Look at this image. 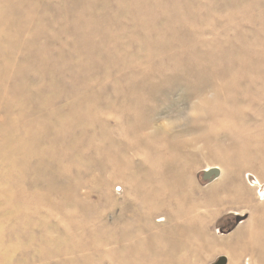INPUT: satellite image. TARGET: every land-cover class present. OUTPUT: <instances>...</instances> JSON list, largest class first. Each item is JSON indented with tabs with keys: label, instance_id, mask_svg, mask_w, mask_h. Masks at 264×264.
<instances>
[{
	"label": "rangeland",
	"instance_id": "rangeland-1",
	"mask_svg": "<svg viewBox=\"0 0 264 264\" xmlns=\"http://www.w3.org/2000/svg\"><path fill=\"white\" fill-rule=\"evenodd\" d=\"M263 196L264 0H0V264H264Z\"/></svg>",
	"mask_w": 264,
	"mask_h": 264
},
{
	"label": "bare ground",
	"instance_id": "bare-ground-1",
	"mask_svg": "<svg viewBox=\"0 0 264 264\" xmlns=\"http://www.w3.org/2000/svg\"><path fill=\"white\" fill-rule=\"evenodd\" d=\"M152 123H153V122H152ZM152 123H151V124H152ZM139 126H140V125H139ZM150 126H151V125H150ZM145 128H146V127H145ZM148 129H149V126H148ZM153 129H154V128H153ZM155 129H159V128H155ZM140 130H141V129H140ZM159 130H160V129H159ZM164 130H165V129H164ZM148 131H149V130H148ZM156 131H157V130H156ZM157 132H159V131H157ZM161 132H162V129H161ZM163 133H164V132H163ZM155 134H156V132H155ZM167 134H168V133H167ZM163 135H164V134H163ZM168 135H169V134H168ZM161 136H162V135H161ZM159 138L162 140V138H161L160 136H159ZM159 138H158V139H159ZM163 138H164V137H163ZM166 138H167V137H166ZM194 138H195V137H194ZM152 139H153V138H152ZM154 139H155V138H154ZM164 139H165V138H164ZM146 140H147V139H146ZM165 140H166V139H165ZM189 140H190V139H189ZM198 140H199V139H198ZM147 142H148V141H147ZM157 142H158V141H157ZM159 142H160V141H159ZM159 142H158V143H159ZM161 142H162V141H161ZM167 142H168V141H167ZM181 142H182V141H181ZM183 142H184V141H183ZM183 142H182V143H183ZM148 143H149V142H148ZM155 143H156V142H155ZM169 143H170V142H169ZM182 143H180V144H181V145H180V150H182L183 152H185V153L187 154V152L185 151L186 148H185L184 146H182ZM161 144H162V143H161ZM173 144H174V143H173ZM175 144H178V143H175ZM175 144H174V145H175ZM147 145L149 146V144H147ZM154 145H155V144H154ZM154 145H153V146H154ZM170 145H171V144H170ZM141 146H142V144H141ZM158 146H160V145H158ZM163 146H164V145H163ZM167 147H168V145H167ZM169 147H170V146H169ZM178 147H179V146H178ZM178 147H177V148H178ZM202 147H203V146H202ZM202 147H201V148H202ZM244 147H246V146H244ZM150 148H151V147H150ZM153 148H154V147H153ZM153 148H152V149H153ZM158 148H159V147H158ZM158 148H157V151L160 152V150H158ZM163 148H164V147H163ZM163 148H161V149L164 150ZM175 148H176V147H175ZM177 148H176V149H177ZM154 149H155V148H154ZM165 149H166V147H165ZM178 149H179V148H178ZM198 149H200V147H199ZM168 150H169V149H168ZM187 150H188V149H187ZM192 151H193V150H192ZM163 152H165V151H163ZM165 153H167V152H165ZM165 153H164V154H165ZM195 153H196V152H195ZM197 154H199V153L197 152ZM138 155H139V154H138ZM169 155H170V154H169ZM169 155H168L167 157H169ZM190 156H191V154H187V156H184V157H185V160H188L187 158H190ZM165 157H166V156H165ZM165 157H164V158H165ZM172 158H175V157H172ZM200 158H201V157H200ZM168 159H169V158H168ZM166 160H167V159H166ZM166 160H165V161H166ZM170 161H171V159H170ZM177 161H178V158H177ZM177 161H176V162H177ZM164 163H165V162H164ZM169 163H170V162H169ZM165 164H167V163H165ZM178 164H179V166H177V167L179 168V170H180V167H182V166H186V165H183L181 162H178ZM144 165H145V164H144ZM173 165H174V164H173ZM168 166H169V164H168ZM174 166H175V165H174ZM174 166H172V167H174ZM160 167H161V166H160ZM166 167H167V166H166ZM172 167L170 166V168H172ZM177 167L175 166V169H176ZM146 168H147V167H145L144 169H146ZM182 168H183V167H182ZM161 169H162V168H161ZM167 169H168V168H167ZM209 169H212V168H209ZM190 170H191V169H190ZM170 171H171V170H170ZM172 171H173V170H172ZM168 172H169V171H168ZM190 172H191V171H190ZM163 174H164V172H163ZM174 176H175L174 179H176V182H177L176 184L181 185V184L183 183V181L185 182V178L183 177V175H182L180 172H177V171H176V172L174 173ZM185 176H187V175H185ZM163 177H164V176H163ZM162 183H164L163 180H162ZM159 189H160V188H159ZM217 190H218V189H217ZM211 191H212V190H211ZM211 193H212V192H211ZM215 194H216V191H215ZM263 198H264V196H263ZM224 202H225V201H224ZM224 202H222V203H223L222 205H225ZM219 205H220V204H219ZM228 205H229V204H228ZM262 207H264V206H262ZM218 210H219V209H218ZM259 213L264 214V213L261 212V211H260ZM219 243H220V242H219ZM231 243H232V242H231ZM219 249H220V248H219Z\"/></svg>",
	"mask_w": 264,
	"mask_h": 264
},
{
	"label": "water",
	"instance_id": "water-1",
	"mask_svg": "<svg viewBox=\"0 0 264 264\" xmlns=\"http://www.w3.org/2000/svg\"><path fill=\"white\" fill-rule=\"evenodd\" d=\"M220 177V170L217 168L208 169L204 172V178L208 181H214ZM226 257H220L214 264H227Z\"/></svg>",
	"mask_w": 264,
	"mask_h": 264
},
{
	"label": "crops",
	"instance_id": "crops-1",
	"mask_svg": "<svg viewBox=\"0 0 264 264\" xmlns=\"http://www.w3.org/2000/svg\"><path fill=\"white\" fill-rule=\"evenodd\" d=\"M239 246L241 247V245H239ZM239 246H238V247H239ZM258 249H261V248H258V247H251V248H249V250L252 251V252H253V251H256V250H258ZM246 254H248V253L245 252V255H246ZM247 256L250 257V254H248ZM248 257H247V258H248ZM250 258H251V257H250ZM250 260H251V259H250ZM251 261L253 262L254 259L251 260ZM230 262H231V263H230ZM229 263H230V264H236L237 262H233V260H231V261L228 260V263H227V264H229ZM258 264H259V263H258Z\"/></svg>",
	"mask_w": 264,
	"mask_h": 264
}]
</instances>
